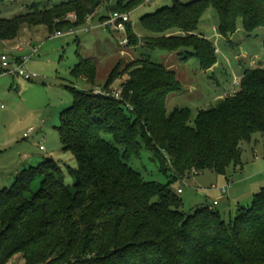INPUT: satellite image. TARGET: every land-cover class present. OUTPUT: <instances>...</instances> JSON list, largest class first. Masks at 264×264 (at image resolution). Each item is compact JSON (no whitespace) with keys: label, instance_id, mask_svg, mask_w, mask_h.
<instances>
[{"label":"trees","instance_id":"1","mask_svg":"<svg viewBox=\"0 0 264 264\" xmlns=\"http://www.w3.org/2000/svg\"><path fill=\"white\" fill-rule=\"evenodd\" d=\"M103 1L47 0L13 19L0 12V42L17 39L24 27L46 26L51 34L84 27L89 9ZM105 1L111 15L130 14L147 2ZM209 8L219 17L223 37L234 35L239 23L250 37L264 30V0H175L141 19L150 34L145 47L192 49L185 59L196 58L203 71L211 70L217 49L199 34ZM71 15L76 21L64 20ZM126 29L129 46L139 47L131 22ZM97 71L93 59L80 56L72 75L95 86ZM124 74L119 100L69 88L73 105L62 115L59 134L64 150L78 161L72 188L62 168L47 160L22 170L11 189L0 191V264L16 257L25 264H264V188L249 207L239 208L232 224L208 204L186 214L170 188L188 174L226 175L242 165L241 144L264 135V68L246 71L239 90L200 111L194 125L188 109L167 111V97L181 89L174 71L138 60ZM119 78L117 69L104 90L112 93ZM144 150L164 174L173 173L168 186L145 181L131 166Z\"/></svg>","mask_w":264,"mask_h":264},{"label":"rangeland","instance_id":"2","mask_svg":"<svg viewBox=\"0 0 264 264\" xmlns=\"http://www.w3.org/2000/svg\"><path fill=\"white\" fill-rule=\"evenodd\" d=\"M17 1L20 4L13 9L18 10L17 13L20 14L27 13L28 6L32 4L26 5L25 2L22 3V0ZM36 1L43 3L47 0ZM70 1L74 0H53V3ZM174 1L151 0L148 3L145 1L143 6L131 13L134 33L141 39L139 47L122 46L126 34L113 26L106 25L109 20L100 22L101 16L109 17L110 14L108 10L110 3L104 0L101 7L97 8L95 15L89 16L86 26L73 29L74 34H65L61 37V40L67 42L64 48H61L60 43H51L44 61L40 59L43 56L42 51L36 56L37 58L32 61V64L38 65L36 71L30 70L29 67L27 70L31 74H38L39 79L26 81L21 77L1 73L0 179L8 178L9 174L6 171L22 161L27 163L32 161V165H26L28 169L52 160L64 171L66 184L71 188L74 186L71 172L78 170V161L73 152L64 150L59 134L62 115L73 105V95L69 88L76 87L86 92L93 90V93L98 95L97 92L105 91L104 88L111 74L118 69L120 78L111 90L122 92V85L128 80V76L124 74L128 66L138 60L151 61L174 71L181 84L179 91L167 97V111L171 113L176 109H188L191 112V125H194L200 111L216 107L227 95L238 91L240 86L237 83L241 81L245 72L254 67H260L257 63L264 64V30H259L256 36L250 37L239 23L234 35L223 37L219 33V17L213 8L207 10L199 26V34L202 37L205 36L204 38L219 51L216 55L217 65L211 69L212 74L203 71L196 58L185 59L187 53L193 52L192 49L168 53L145 47V35L150 36V34L143 30L141 19L165 7H171ZM180 1L190 3L197 0ZM116 2L117 0H112L111 6H115ZM7 4L11 5L15 2L10 0L9 3L6 2ZM1 5L3 11L6 10L2 3ZM23 5L26 6L21 12L20 8ZM7 12L3 14L4 17ZM71 16L64 20L76 21V17L73 20ZM47 37L53 38L49 35ZM80 56L93 59L97 63L95 86L87 84L83 79H76L72 75ZM41 61L44 64L40 66L37 62ZM0 69H2L1 62ZM2 106L4 110L1 109ZM31 129L35 132L30 135V138H25ZM105 139L115 144L111 136H105ZM41 145L46 148L45 151H41ZM241 153L242 165L238 169H244L245 174L242 177L247 180V185L244 188V185L236 183L234 190H239L238 196L243 195L245 202L242 207L247 208L255 195L262 190L256 183L264 177L255 174L264 171V135L256 134L251 142H243ZM130 164L147 182L168 186L173 179V173L169 171L167 175L164 174L160 170L159 163L154 161V155L146 150L142 152L139 159L133 158ZM234 170L235 168L231 167L226 175H219L214 171H204L197 176L194 173L188 174L183 180L173 182L170 188L175 191L181 188L184 191L180 198L184 204V211L189 215H194L203 205L212 206L215 201L220 200L218 210L227 224H232L240 207L232 209L230 206L235 201L233 191L230 193L233 198L229 201L228 198L222 197L218 190L228 184L229 176L234 173ZM16 177L14 176V180L7 189L13 187ZM21 262H23L22 259Z\"/></svg>","mask_w":264,"mask_h":264},{"label":"crops","instance_id":"3","mask_svg":"<svg viewBox=\"0 0 264 264\" xmlns=\"http://www.w3.org/2000/svg\"><path fill=\"white\" fill-rule=\"evenodd\" d=\"M9 1L10 0H0L1 17L4 18V19H6V18L10 19L11 18V17H6V16H14V17L11 18V19H13V18H15L17 16L25 15V14H27L29 12L30 8L34 4L40 3V2H37L36 0H22L23 4L25 2L26 5H31V4L32 5L30 7L28 6L29 9H28L27 13L20 14V13H17L18 10H14L13 9V7L18 6V4H20V3L17 0H15V4H11V5L7 4L6 5V2L9 3ZM43 1H45V0H42L41 2H43ZM1 3L3 4V7L6 8V10L3 11ZM26 5H23L20 8L21 12L24 10ZM5 11H8V12L6 13V15L4 17L3 14L5 13ZM131 13H130V15H131ZM110 15H111V13L109 14V16ZM131 24H132V22H131ZM65 34H70V33L69 32H64L63 35H65ZM48 35L50 37H53V38H48L47 37ZM61 37H58L57 33L56 34H51L49 29L46 26H38V27H32V28L24 27L17 39H15L13 41L0 42V62H1V67H2V69H0V71L2 70L1 71L2 75L5 74V75L14 76V77H19V76L14 75V74L6 73V70H5L4 66H3V62L1 60L2 56H8L9 63L11 65V67H10L11 69L14 67V64L16 62H19L21 60L29 58V61L27 62L26 67H29L30 70L36 71L38 65L36 66L35 64H32V61L35 58H37L36 57L37 55H40L41 51H42L43 56L45 58H43V56H42L40 59L41 60L46 59L47 54L49 52L48 48L50 47L51 43H58V44L60 43L59 45H61V48H64V45L67 42L64 41L63 39L61 40ZM38 44H39V47H38ZM36 51H37V53H36ZM30 64H32V65L30 66ZM37 64H40V66H41L42 64H44V62H42V61L41 62H37ZM257 64H259L260 68H263V66H264V64H262V63H257ZM35 75L38 76V79H39L40 76L38 74H35ZM233 92H235V91H233ZM4 109H2V110H4ZM45 150H46V148H45ZM27 164L32 165L33 163H32L31 160H30L29 163H27V161H24V162L22 161L21 163H18V165L14 166V167H11L9 171H6L9 175H8V178L0 179V190L1 189H7L9 184H11L12 181L14 180L13 179L14 176H18L22 170L27 169V167H26ZM243 170H244L243 168H242V170L236 168L234 170V173L229 176L230 179L228 180V184H226V186L231 184V187H230L227 195L223 194L220 190H218L222 194L221 196L224 197V198H228L229 201L231 200V198H233V196L235 197L234 203L230 204L232 209L234 207H238V208L242 207L243 203L245 202V199H243V195L238 196L239 190H237V189L234 190V188H235L234 186L236 185V183L244 185V188L247 185V182H246L247 180H245L242 177L245 174ZM255 175H258V176L260 175V177H264V171L257 172ZM256 184L263 189L264 188V178L261 181H259L258 183H256ZM180 189H178V190H180ZM178 190L177 191L174 190V191L176 193H178ZM231 192L233 193V196H232V194L230 195ZM183 194H184V192H183ZM242 199H243V201H242ZM215 202H218L217 206L214 205ZM215 202L212 204V206L215 207L216 209H218V207L220 206V200H217ZM9 264H25V263H24V261L21 262L20 257H16Z\"/></svg>","mask_w":264,"mask_h":264},{"label":"built area","instance_id":"4","mask_svg":"<svg viewBox=\"0 0 264 264\" xmlns=\"http://www.w3.org/2000/svg\"><path fill=\"white\" fill-rule=\"evenodd\" d=\"M15 2V0H12V2ZM151 0H147V2H150ZM71 18L74 20L75 19V16L72 15ZM131 22V15L130 14H120V13H114L111 15L109 21L106 23V25L108 26H113L116 30L120 31V32H123L126 34V38L125 40L122 42V46H127L129 45V39H128V36H127V29H126V24L130 23ZM70 34H74V31L71 30L69 31ZM57 36L58 37H61L63 36V33H57ZM37 53V51H36ZM216 53L218 54L219 51L216 50ZM2 62H3V66L6 70V73H10V74H14V75H17L23 79H25L26 81H35L38 79V76H36L35 74H31L30 72L27 71V67H26V64L27 62L29 61V58H26L24 60H21L19 62H16L14 64V67L11 69V65L9 63V59H8V56H2L1 58ZM238 86H240V81L239 83H237ZM98 95L100 96H104V97H114L116 99H121L122 97V93L121 92H112V93H109L107 91H104V92H97ZM2 109H4V106L1 107ZM35 132L34 129H31L29 131V133H27L25 135V138H30V135H32L33 133ZM41 151H45V147L44 146H41L40 147ZM197 173H194V175H196ZM231 187V184L223 187L222 189H220V191L227 195L229 189ZM183 190L180 189L178 190V194L179 195H182L183 194ZM215 206L218 205V202H215L214 204Z\"/></svg>","mask_w":264,"mask_h":264},{"label":"water","instance_id":"5","mask_svg":"<svg viewBox=\"0 0 264 264\" xmlns=\"http://www.w3.org/2000/svg\"><path fill=\"white\" fill-rule=\"evenodd\" d=\"M98 6H99V3L95 4L92 8L89 9L88 13H89V16L90 17H92V16L95 15ZM228 36L231 37L232 35L229 34ZM142 41L144 42L143 39H142ZM208 72H209V74H212L213 71L212 70H209Z\"/></svg>","mask_w":264,"mask_h":264}]
</instances>
